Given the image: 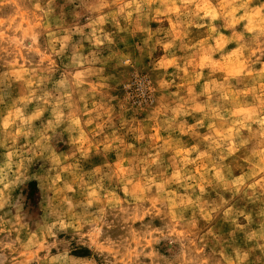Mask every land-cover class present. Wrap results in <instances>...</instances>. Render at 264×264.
<instances>
[{
  "label": "clouds",
  "instance_id": "obj_1",
  "mask_svg": "<svg viewBox=\"0 0 264 264\" xmlns=\"http://www.w3.org/2000/svg\"><path fill=\"white\" fill-rule=\"evenodd\" d=\"M0 264H264V0H0Z\"/></svg>",
  "mask_w": 264,
  "mask_h": 264
}]
</instances>
